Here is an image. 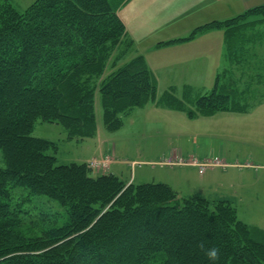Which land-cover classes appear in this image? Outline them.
<instances>
[{
    "label": "trees",
    "instance_id": "trees-1",
    "mask_svg": "<svg viewBox=\"0 0 264 264\" xmlns=\"http://www.w3.org/2000/svg\"><path fill=\"white\" fill-rule=\"evenodd\" d=\"M128 1L37 0L23 11L0 5V264H264V230L239 220L230 201L181 198L165 183L128 185L112 173L93 175L86 163L58 165L48 154L58 144L32 136L43 122L61 126L67 140L94 138L97 93L110 130L149 102L191 119L256 106L240 96L229 68L191 101L195 110L172 91L157 98L142 55L101 80L118 47L125 41L126 56L133 46L118 15ZM262 23L264 4L159 45L220 29L226 63L242 71L244 55L251 68L258 62ZM52 201L68 215L63 225L51 218ZM201 245L216 247L218 259Z\"/></svg>",
    "mask_w": 264,
    "mask_h": 264
},
{
    "label": "rangeland",
    "instance_id": "rangeland-1",
    "mask_svg": "<svg viewBox=\"0 0 264 264\" xmlns=\"http://www.w3.org/2000/svg\"><path fill=\"white\" fill-rule=\"evenodd\" d=\"M35 1L37 0H0V5L9 2L13 8L23 11ZM139 1L156 23L150 38L140 40L139 47L149 60V68L151 67L156 76H159L157 81L155 79L157 98L170 87L175 88L172 94L177 98L208 94L215 87L218 74L226 72L229 68L233 73L230 78L236 80L234 87L238 89L240 96L256 106L246 114H237L233 118L235 121L216 117L211 118V124L207 126L204 124L206 118L191 119L182 112L155 108V103L149 102L144 108L134 109L131 114L125 116L119 129L110 130L103 123L100 97L97 93L95 96L97 134L94 138L84 139L90 141L84 149L64 144L67 134L57 124L37 122L32 136L58 144L56 153L48 152L49 155L56 156L58 165L77 162L82 153L99 147L96 153H90L96 157L85 162L93 175L113 172L111 167L114 164L112 170L121 169L122 173L112 174L120 177L128 185L172 182L175 188L182 192L180 195L176 191L181 198L190 197L193 192H198L212 204L220 200L230 201L239 220L251 227L264 230V98H261L264 96V73L260 79H254L252 74L263 65L261 61L264 60V35L255 47L256 57L252 58V63L255 59L258 62L252 64V68L247 55L238 62L240 67L243 66V70L240 71L236 69V65L229 64L228 61L226 63L225 58L218 55V49L215 53L211 50L212 55L208 57V63H199L198 60L204 58L200 56L202 54L200 51L205 48L206 43L211 47L215 44L214 36L202 33L190 42L159 44L168 42H162L168 38H188L196 28L209 23L207 22L210 21L209 16L217 13L216 9L203 7L204 3L196 0H194L198 4L196 8L193 3L187 4L183 0ZM259 28L262 30L264 23ZM210 33H214L219 43L223 40L222 30H212ZM132 43L133 46L126 56L122 53V50L126 49L125 41L118 47L110 57L101 80L117 67L138 56L134 41ZM156 43L160 47L163 46L162 49H151L152 44ZM171 44H176L173 51L165 47ZM259 46L261 47L258 50ZM249 51L246 53L252 54ZM116 53L120 54L121 58H116ZM169 65L171 68H167ZM195 67L199 71L189 70ZM179 69H182V72H174ZM185 85L191 88H183ZM259 101L261 102L258 103ZM184 102L187 109L195 110L194 103ZM219 134L224 136H216ZM172 148L177 150L174 158L163 159L161 154ZM211 149L212 154L209 153V157L206 155L208 158L199 159L200 155L210 152ZM185 165L197 166L200 174L198 170L185 171L176 168ZM233 166L236 167L234 170L229 169ZM201 167H204L202 173ZM173 168L176 169L172 171ZM213 170L216 174L208 175ZM225 170H228V173L222 174ZM205 172L207 173L204 174ZM50 205L51 218L56 219L59 226L67 222L68 215L65 209L55 201Z\"/></svg>",
    "mask_w": 264,
    "mask_h": 264
},
{
    "label": "crops",
    "instance_id": "crops-1",
    "mask_svg": "<svg viewBox=\"0 0 264 264\" xmlns=\"http://www.w3.org/2000/svg\"><path fill=\"white\" fill-rule=\"evenodd\" d=\"M183 1H185V3H187V4L188 3H193V6L195 8L198 5L194 0H183ZM196 1H201L202 3H204V4H202L203 7L216 9L217 13L212 14L211 16H209L210 17V21H214V20L222 21V20L230 19V18H233V17L243 13L247 9H250V8H253V7H257V6H260V5L264 4V0H196ZM118 15H119V17L121 18V20L123 21V23H124V25L126 27V32H127V35L129 37V39L134 41V45L137 48L136 54L137 55H143L146 58V61H148V65H149V60L146 57V54L140 50V47H139L140 42L139 41L140 40H148L150 38L152 32L154 31L153 28L156 27V23L153 21V18L151 17V14L146 12V7H144L139 0H129L126 4H124L123 6H121L119 8ZM210 21H207V22H210ZM207 22H205V23H207ZM204 34H207L209 36H214L215 44H213L212 47H211L210 44L208 45L206 43L205 48L200 51V53H202L200 56H204V58L200 59L198 61H199V63H203V64L209 62L208 57H211L210 55H212L211 50H213V53H215V50L218 49V55L220 54L221 56H224V47H223L224 34H223V40L222 41L220 40V43H219V41H217V37H215L214 33H210V31H209V32H206ZM179 38H185V37L168 38V40H164L162 42L174 41V40L179 39ZM192 40H194V39H191V40L186 41V42H190ZM157 44L158 43L152 44V46H151L152 48L151 49H154V50L162 49L163 46L160 47ZM175 46H176V44H171V45H168V46H165V47L166 48H170L168 50L173 51L176 48ZM215 46H217V47H215ZM167 68H171V66L169 65ZM150 69H151L153 77L157 81L159 76H156V73L154 72V70H152L151 67H150ZM189 70L190 71H194V70L199 71L196 67L194 69H189ZM165 72H169V71H165ZM174 72H182V69H179L178 71H174ZM262 73H264V71H262ZM257 79H260V77H258ZM183 88H191V87L185 85ZM174 89H175L174 87H170L168 89V91H172L173 92ZM195 98H197V96L194 97V96L190 95L187 98H183L182 97V98H177V99H179L181 101H188V102L191 103V101H193ZM154 106H155V108L156 107L163 108L161 106H158L157 104H155ZM172 111H174V110H172ZM176 112H179V111H176ZM237 114H241V113H231V112L224 113L223 112V113L215 114V115L210 116V117H203V118H206V120H207L204 124H207V126L210 125L211 124L210 123V121H211L210 119L211 118H216V117H222L224 119H232L233 121H235V119H233V118ZM216 136H224V134H219V135H216ZM205 137H207V136H204V138ZM89 142L90 141H88V140H78V141L77 140H64V144L67 143L68 146L72 145V146H74L76 148L82 147L83 149H84V146H87V145L90 144ZM96 145H97V142H96L95 146ZM97 149L99 150V147H97ZM97 149H93V150L92 149H88L87 150L88 152H86L85 154L82 153L81 156H79L77 158V163H85L89 159L96 157V156H94V157L91 156L90 153L91 152L96 153ZM111 149H112V151H114L113 146H111ZM176 151L177 150L172 148V149H170L168 151L163 152L161 155L163 156V159H166V158L167 159H171V158H174V155H175ZM211 151H212V149L210 150V152H208L206 154H203V155H200L201 158L199 157V159H205L207 157L206 155H208L209 153L212 154ZM108 152H109V149H108ZM220 154H222L221 151H220ZM188 157H190V156H188ZM208 157H209V155H208ZM79 159H81V160H79ZM72 162H75V161H72ZM113 166H114V164L112 165V167ZM112 167H111V171H113V172H111V173H114L116 175H118L117 173H122L121 169H120V171H115V170H112ZM176 168L179 169V170H185V171H188L189 169L190 170H198V173H199V168L197 166L185 165V166H178ZM176 168H173L171 170L173 171ZM235 168L236 167L233 166V167H230L229 169H233L234 170ZM206 173L207 172H205L204 174H206ZM227 173H228V170H225V171L222 172V174H227ZM211 174L214 175V174H216V172L214 170L210 171V173L208 175H211ZM164 183L168 184L175 191H177L180 195H182L181 194L182 192L178 191L175 188V186H174V184L172 182H164ZM193 193H194L193 195L197 194V195L201 196V194H199L198 192H193Z\"/></svg>",
    "mask_w": 264,
    "mask_h": 264
},
{
    "label": "clouds",
    "instance_id": "clouds-1",
    "mask_svg": "<svg viewBox=\"0 0 264 264\" xmlns=\"http://www.w3.org/2000/svg\"><path fill=\"white\" fill-rule=\"evenodd\" d=\"M201 248L203 249V245H201ZM205 251V255L207 258L211 261H216L218 259V249L216 247H211L208 249H203Z\"/></svg>",
    "mask_w": 264,
    "mask_h": 264
},
{
    "label": "built area",
    "instance_id": "built-area-1",
    "mask_svg": "<svg viewBox=\"0 0 264 264\" xmlns=\"http://www.w3.org/2000/svg\"><path fill=\"white\" fill-rule=\"evenodd\" d=\"M88 165H90V164H88ZM203 169H204V167H201V169H200L201 173L203 172Z\"/></svg>",
    "mask_w": 264,
    "mask_h": 264
}]
</instances>
